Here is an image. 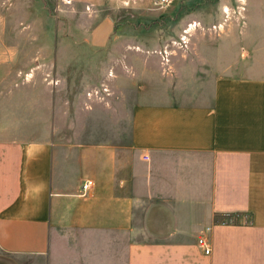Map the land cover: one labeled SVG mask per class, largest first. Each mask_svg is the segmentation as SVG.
<instances>
[{
	"label": "crops",
	"instance_id": "obj_1",
	"mask_svg": "<svg viewBox=\"0 0 264 264\" xmlns=\"http://www.w3.org/2000/svg\"><path fill=\"white\" fill-rule=\"evenodd\" d=\"M64 1L91 4L95 22L67 25L52 61L75 64L66 44H84L122 71L84 78L107 86L99 97L80 76H0V264H264V0H243L219 34L193 30L181 50L187 22L240 0L188 21L174 19L181 0L124 18L105 0Z\"/></svg>",
	"mask_w": 264,
	"mask_h": 264
},
{
	"label": "rangeland",
	"instance_id": "obj_2",
	"mask_svg": "<svg viewBox=\"0 0 264 264\" xmlns=\"http://www.w3.org/2000/svg\"><path fill=\"white\" fill-rule=\"evenodd\" d=\"M156 0H144L142 2H132L129 5L125 4L123 0H105L103 3L109 6L111 12L118 14L120 18L125 17V13L128 9H136L143 6L150 11L163 10L165 7L172 4V0H168V4L156 7L153 2ZM214 0H202L192 7H186L181 0L180 10L174 19L186 20L185 15L194 8L199 6L206 7L213 3ZM239 4L235 8H223L227 11L224 13L222 10V17H218L217 13L213 9L205 8L206 14L200 19L199 25L203 29H197V33L194 31L193 35L190 34L192 40L198 34L209 35L208 28L212 25H221L219 30L212 31L219 34L227 30V26L230 22H234L237 18H241L239 11L241 12L244 6L243 0L238 1ZM64 0H0V58L2 55L9 54L12 51L13 61L12 65L8 63L0 65V76H80V89H84L89 92L94 87L90 88V84L84 82L85 77H101L99 83L104 82L107 77L113 78L116 74H120L122 69L120 66L109 63L107 60V52H97L87 46L80 45V50L73 53L71 47H65V52L69 56H76V63L74 64L72 59L65 64H61L52 61V57H55L56 42L60 41V36L72 39L73 36L69 32L68 26L72 23L79 25H92L95 22V18L88 17L85 13L89 10L87 7H91V4L86 2H75L71 5H67ZM102 5V4H101ZM65 9L64 15L60 17L66 24L65 29H62V33L57 32V8L62 7ZM94 9V7H92ZM71 10H73L71 12ZM73 13L72 16H65V14ZM179 13V14H178ZM236 17V18H235ZM98 19V17H97ZM188 21V19L186 20ZM195 22V21H192ZM187 22L186 26L188 23ZM157 23V22H156ZM164 22L162 19L158 22V25H162ZM34 25L35 33L24 31L23 26ZM153 24V23H152ZM186 26L183 27L186 28ZM217 31V32H216ZM192 35V38H191ZM59 37V38H58ZM66 38V39H65ZM67 42V40H66ZM48 45V52L50 53V61L48 65H41L40 60H36L39 57H33L40 51V48H44ZM168 50L167 48H165ZM169 51V50H168ZM112 76V77H111ZM89 90V91H88Z\"/></svg>",
	"mask_w": 264,
	"mask_h": 264
},
{
	"label": "built area",
	"instance_id": "obj_3",
	"mask_svg": "<svg viewBox=\"0 0 264 264\" xmlns=\"http://www.w3.org/2000/svg\"><path fill=\"white\" fill-rule=\"evenodd\" d=\"M123 1L126 2L125 4L132 3V0H123ZM168 2H169L168 0H156L153 2V5L156 7H160L162 5L168 4ZM198 28H199V23H197V22L189 23L186 26V28H184L182 30L181 34L178 37V40L172 43V44H174L173 46L176 47L177 49H180V50L185 49L189 43V40H190L189 38H190L191 32L195 29H198ZM213 28L220 29V26L219 25L214 26ZM159 54L161 55V57L165 61V63H168V56L170 55V51L163 49L162 51L159 52ZM92 91L93 92L88 94L89 97L91 95L99 97L100 91L102 93L108 94V88H107V86H105V84H102L98 90L93 89ZM198 245L205 254H209L211 245L209 244V242L206 239L199 238L198 239Z\"/></svg>",
	"mask_w": 264,
	"mask_h": 264
},
{
	"label": "bare ground",
	"instance_id": "obj_4",
	"mask_svg": "<svg viewBox=\"0 0 264 264\" xmlns=\"http://www.w3.org/2000/svg\"><path fill=\"white\" fill-rule=\"evenodd\" d=\"M224 12H227L226 10Z\"/></svg>",
	"mask_w": 264,
	"mask_h": 264
}]
</instances>
